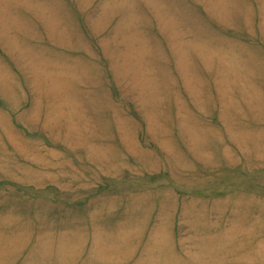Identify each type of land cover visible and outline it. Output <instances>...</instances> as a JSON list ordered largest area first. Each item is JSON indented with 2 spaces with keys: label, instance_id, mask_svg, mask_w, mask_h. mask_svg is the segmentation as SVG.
<instances>
[{
  "label": "rangeland",
  "instance_id": "obj_1",
  "mask_svg": "<svg viewBox=\"0 0 264 264\" xmlns=\"http://www.w3.org/2000/svg\"><path fill=\"white\" fill-rule=\"evenodd\" d=\"M0 264H264V0H0Z\"/></svg>",
  "mask_w": 264,
  "mask_h": 264
}]
</instances>
